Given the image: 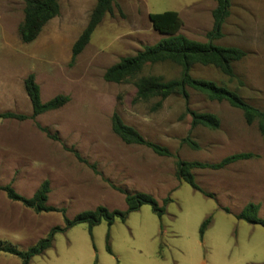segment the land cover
Segmentation results:
<instances>
[{
  "label": "rangeland",
  "instance_id": "rangeland-1",
  "mask_svg": "<svg viewBox=\"0 0 264 264\" xmlns=\"http://www.w3.org/2000/svg\"><path fill=\"white\" fill-rule=\"evenodd\" d=\"M24 1L0 0V113L28 117L0 119V187L10 186L30 198L47 180V205L64 209L69 219L98 206L124 211L125 192L148 193L159 204L171 199L161 219L145 205L125 222L115 219L110 228L103 221L91 234L86 224L57 233L52 247L29 264H264V227L236 219L248 203L258 205V216L264 219V136L256 122L247 125L240 110L191 89L187 104L178 96L136 102L138 78L152 75L168 81L179 76L180 67L170 62L146 66L121 84L103 79L105 70L121 58L134 56L164 37L151 27L149 14L194 1L179 14L180 33L206 42L216 1L115 0L119 9L114 7L104 16L73 64L72 45L97 0H59L58 15L30 44H23L18 34ZM222 32L216 45L246 52L233 64L235 77L200 65L192 68V76L225 86L264 111V0H231ZM29 74L40 88L41 102L57 95L67 96L69 102L31 118L23 86ZM186 107L220 120L216 130L191 131L197 150L182 143L190 131ZM113 113L145 140L167 148L171 156L124 144L111 130ZM237 153L255 156L220 170H192L196 184L212 198L175 176L178 161L215 164ZM208 217L211 224L200 238V225ZM63 226L61 212L36 213L0 191V242L25 251L53 227ZM107 233L111 254L106 251ZM0 264L21 262L0 252Z\"/></svg>",
  "mask_w": 264,
  "mask_h": 264
},
{
  "label": "trees",
  "instance_id": "trees-1",
  "mask_svg": "<svg viewBox=\"0 0 264 264\" xmlns=\"http://www.w3.org/2000/svg\"><path fill=\"white\" fill-rule=\"evenodd\" d=\"M216 6L211 12L212 28L206 33V42H198L189 39L180 33L182 21L175 11H165L158 14H149L148 19L151 27L164 37L152 46H145L134 56L121 58L116 64L107 68L103 74V79L109 83L121 84L134 78L146 66L157 63L170 62L180 67L179 76L175 79L163 81L161 78L147 75L137 79L134 86L136 89L135 101L146 102L154 98L160 101L170 96H178L187 104L189 101L188 89L204 95L210 101L227 102L231 107L240 110L247 125L256 122L259 133L264 136V111L252 106L243 100L236 92L229 90L225 86L215 82L194 78L191 74L195 65L210 66L228 78H234L233 64L239 62L246 56V52L237 47H224L216 45L214 42L223 37V24L229 15L231 0H215ZM117 8L115 0H97L90 12L87 25L73 43L71 48L70 64H73L77 56L84 50L90 41V37L95 28L101 23L106 14H112ZM119 9V8H117ZM59 13V0H25L24 18L18 28L20 41L23 44L32 43L40 34L44 25L56 17ZM25 93L30 101L32 115L35 118L43 113L58 110L69 102L65 95H57L49 101L43 103L40 99V88L35 81L33 74H29L23 81ZM185 114L189 115L190 131L182 143L189 148L197 150L199 146L190 138L191 131L196 127H204L210 130L219 128V118L211 113H198L185 109ZM28 117L12 112L0 113V119L26 120ZM37 127L45 131L39 124ZM112 132L126 145H136L146 147L159 156H171L169 150L163 146L149 142L143 138L134 128L123 123L117 113L111 117ZM255 155L252 153H237L222 159L215 164L199 162L178 161L175 165V176L178 180L188 184L193 191L202 193L205 197L212 198L211 194L204 193L196 184L193 169L220 170L228 165L239 161L248 160ZM75 157L85 163L76 153ZM89 167L95 171L94 165ZM123 192L120 188H116ZM6 197L13 202H18L24 207L34 210L36 213L61 212L63 214V227H53L48 235L37 242L34 246L25 251L18 250L9 243L0 242V252L17 257L21 264H29L35 256L42 255L52 247L54 236L57 233H64L78 224H86L89 234L92 229L101 222H106L110 228L115 219L125 222L130 213L138 211L142 206L148 205L159 219L165 214L166 206L171 202L169 197L159 204L157 200L148 193H124L126 209L124 211L108 210L104 206H98L94 210L84 211L75 215L72 219L65 216L64 209H56L47 205L48 194L50 192L49 182L45 180L39 189L30 197L25 198L16 193L10 186L0 187ZM258 205L248 203L236 216L251 225L264 227V219L258 216ZM211 224V217L206 218L199 228V236L203 238L207 228ZM106 251L112 253L109 243V233L106 235Z\"/></svg>",
  "mask_w": 264,
  "mask_h": 264
},
{
  "label": "crops",
  "instance_id": "crops-1",
  "mask_svg": "<svg viewBox=\"0 0 264 264\" xmlns=\"http://www.w3.org/2000/svg\"><path fill=\"white\" fill-rule=\"evenodd\" d=\"M194 1H192L191 3H193ZM190 3V4H191ZM189 4V5H190ZM189 5H186V6H189ZM186 6H182V5H179V6H176L177 8L175 10H172V11H175L177 12L178 14H180L181 10L184 9ZM55 111V110H54Z\"/></svg>",
  "mask_w": 264,
  "mask_h": 264
}]
</instances>
